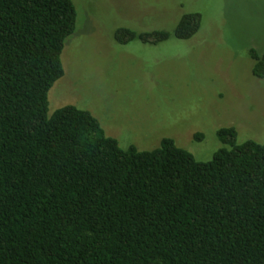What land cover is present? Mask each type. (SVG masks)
<instances>
[{"label": "trees", "instance_id": "1", "mask_svg": "<svg viewBox=\"0 0 264 264\" xmlns=\"http://www.w3.org/2000/svg\"><path fill=\"white\" fill-rule=\"evenodd\" d=\"M200 23L115 39L189 40ZM75 26L72 0H0V264H264V144L221 128L202 162L169 138L122 149L73 106L48 116ZM247 53L263 79L264 49Z\"/></svg>", "mask_w": 264, "mask_h": 264}, {"label": "rangeland", "instance_id": "2", "mask_svg": "<svg viewBox=\"0 0 264 264\" xmlns=\"http://www.w3.org/2000/svg\"><path fill=\"white\" fill-rule=\"evenodd\" d=\"M72 3L75 31L64 42L63 76L48 92V116L73 106L122 149L150 151L169 138L202 162L222 147L221 128H235L239 144H264V78L252 76L247 53L264 49V0ZM190 13L201 16L195 38L170 35L155 45L115 39L119 29L172 34Z\"/></svg>", "mask_w": 264, "mask_h": 264}]
</instances>
